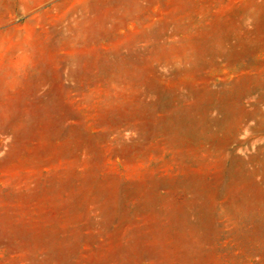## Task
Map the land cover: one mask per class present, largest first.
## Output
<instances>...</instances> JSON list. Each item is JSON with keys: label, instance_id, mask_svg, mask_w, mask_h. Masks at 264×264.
Listing matches in <instances>:
<instances>
[{"label": "rangeland", "instance_id": "rangeland-1", "mask_svg": "<svg viewBox=\"0 0 264 264\" xmlns=\"http://www.w3.org/2000/svg\"><path fill=\"white\" fill-rule=\"evenodd\" d=\"M0 264H264V0H0Z\"/></svg>", "mask_w": 264, "mask_h": 264}]
</instances>
